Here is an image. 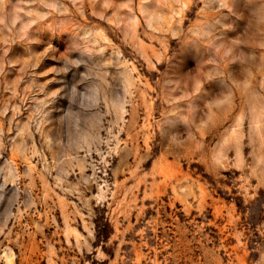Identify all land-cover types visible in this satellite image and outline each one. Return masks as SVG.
<instances>
[{
	"label": "rangeland",
	"instance_id": "374dc122",
	"mask_svg": "<svg viewBox=\"0 0 264 264\" xmlns=\"http://www.w3.org/2000/svg\"><path fill=\"white\" fill-rule=\"evenodd\" d=\"M0 264H264V0H0Z\"/></svg>",
	"mask_w": 264,
	"mask_h": 264
}]
</instances>
